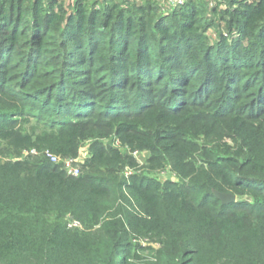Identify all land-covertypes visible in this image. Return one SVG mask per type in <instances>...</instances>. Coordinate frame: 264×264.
<instances>
[{
	"label": "trees",
	"instance_id": "16d2710c",
	"mask_svg": "<svg viewBox=\"0 0 264 264\" xmlns=\"http://www.w3.org/2000/svg\"><path fill=\"white\" fill-rule=\"evenodd\" d=\"M0 264H264V0H0Z\"/></svg>",
	"mask_w": 264,
	"mask_h": 264
},
{
	"label": "built area",
	"instance_id": "2783aa9c",
	"mask_svg": "<svg viewBox=\"0 0 264 264\" xmlns=\"http://www.w3.org/2000/svg\"><path fill=\"white\" fill-rule=\"evenodd\" d=\"M169 1L175 5V4H182L186 0H169ZM26 153L32 154V155L40 154V152L36 148H32L31 150L26 151ZM41 153L47 158H49L52 162H59L61 160V158L58 155H56L53 151H51L50 149H46L42 151ZM138 153H141V152L137 151L136 154ZM83 160H84L83 154L79 155L78 157L66 158L63 161L65 165V169L73 175H78L80 173L81 163ZM128 172H130V170H128ZM68 226L69 227H82V222L77 219H71L68 223Z\"/></svg>",
	"mask_w": 264,
	"mask_h": 264
},
{
	"label": "rangeland",
	"instance_id": "374dc122",
	"mask_svg": "<svg viewBox=\"0 0 264 264\" xmlns=\"http://www.w3.org/2000/svg\"><path fill=\"white\" fill-rule=\"evenodd\" d=\"M163 4H167L169 0H160ZM88 145L89 143L85 144L84 147L82 148L81 152L84 155L85 153L88 152ZM149 155L148 152H144V153H138L137 156L139 158V160L143 163L145 162L147 156ZM157 174L161 177V178H171V179H177V175L176 173L172 170V168L170 166H167L164 170L162 171H158ZM69 220V219H68ZM83 227V225H82Z\"/></svg>",
	"mask_w": 264,
	"mask_h": 264
},
{
	"label": "water",
	"instance_id": "95a60500",
	"mask_svg": "<svg viewBox=\"0 0 264 264\" xmlns=\"http://www.w3.org/2000/svg\"><path fill=\"white\" fill-rule=\"evenodd\" d=\"M86 155L88 156L89 152H87ZM214 193L216 197L220 199L224 205L234 203L238 200L237 196L232 192H222L219 190H214Z\"/></svg>",
	"mask_w": 264,
	"mask_h": 264
}]
</instances>
